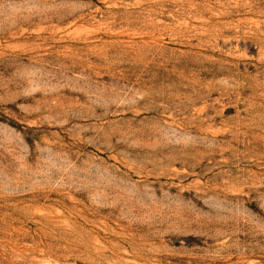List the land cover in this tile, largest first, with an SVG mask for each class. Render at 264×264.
I'll return each mask as SVG.
<instances>
[{
	"label": "rangeland",
	"instance_id": "rangeland-1",
	"mask_svg": "<svg viewBox=\"0 0 264 264\" xmlns=\"http://www.w3.org/2000/svg\"><path fill=\"white\" fill-rule=\"evenodd\" d=\"M0 264H264V0H0Z\"/></svg>",
	"mask_w": 264,
	"mask_h": 264
}]
</instances>
